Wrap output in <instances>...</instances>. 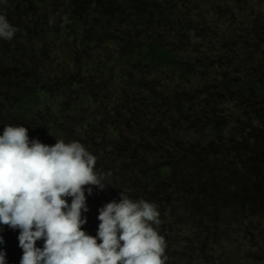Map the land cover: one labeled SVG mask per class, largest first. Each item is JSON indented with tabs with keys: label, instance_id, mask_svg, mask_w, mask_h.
I'll return each instance as SVG.
<instances>
[{
	"label": "rangeland",
	"instance_id": "374dc122",
	"mask_svg": "<svg viewBox=\"0 0 264 264\" xmlns=\"http://www.w3.org/2000/svg\"><path fill=\"white\" fill-rule=\"evenodd\" d=\"M0 14L18 29L11 40L0 38V135L5 126L15 122L14 117L18 118L10 109L18 91L35 81L41 82L46 71L51 74L47 86L66 88L63 106L56 107L55 113L66 112L72 105L81 106L73 118L75 123L86 121L88 113L93 119L80 131L71 130L64 135L58 134L55 126L43 122L36 125L30 118L18 122V126L28 129L30 140H39L47 146H54L60 140L75 141L92 154L91 147L98 139L95 130L103 126L107 129L94 112L107 96L117 98L114 105L119 109L118 125L132 128L138 118H131L133 115L139 116V122L148 127L154 128L159 123V131L154 134L163 142L166 138L160 134L166 133L168 127L176 140L197 149L219 148L221 135L235 142L247 136V130H235L233 120L222 127L220 134L216 133L211 124L205 123L207 116L202 113L209 108V116L217 118L222 108L229 114L237 106L234 101H222L231 100L233 90L216 87L220 72L215 64H209L223 54L222 33L232 36L236 29L242 31L255 25L261 30L264 27V0H7V3L0 2ZM145 41L174 48L210 68L191 70L192 75L175 78L174 89L166 96L161 82H143L142 76L124 65L134 43ZM128 78L138 80V86L132 88L125 84ZM143 83L152 85L161 94L159 122H151L155 103L149 102L152 91H145L141 87ZM86 93L95 102L86 100ZM167 112L171 114H164ZM228 114L221 112L223 117ZM249 215L244 210L232 211L228 217L217 216L202 227L201 231L208 229L209 235L187 227L177 228L161 219L159 225L153 227L166 242L165 264H186V260H181L180 251L196 255L199 258L196 264H264V233L254 228L255 225L264 228V214L253 215L251 220ZM0 235L4 239L0 251L6 253V264H20L23 250L19 247V230L0 225ZM201 241L208 242L207 249L201 245V249L195 251L194 246ZM36 246L42 248L43 240L37 241Z\"/></svg>",
	"mask_w": 264,
	"mask_h": 264
},
{
	"label": "trees",
	"instance_id": "16d2710c",
	"mask_svg": "<svg viewBox=\"0 0 264 264\" xmlns=\"http://www.w3.org/2000/svg\"><path fill=\"white\" fill-rule=\"evenodd\" d=\"M251 28L249 26L242 31L236 29L232 36L222 33L223 54L209 64H215L220 72L221 79L216 87L233 90L231 100H221L234 101L237 106L229 114L222 108L217 118L209 116V108L202 113L204 117L207 116L205 123L211 124L216 133L220 134L222 127L228 126L229 120H233L235 130L238 128L236 131L247 130V136L238 142L221 135L219 148L197 149L176 140L169 127L166 133L160 134L166 138L163 142L155 135L159 131V123L154 128L148 127L139 122V116L133 115L131 118H138L132 128L121 123L118 125L116 118L119 109L114 105L117 98L105 97L103 105L94 113L102 118L107 129H103V126L95 130L98 139L91 147L92 155L96 157L94 170L102 177L103 189L93 186L90 196L85 189L88 211L83 213L87 223L82 230L95 237L100 223L99 209L109 202H119L121 192L133 201L154 203L160 213L159 220H167L169 225L177 228H190L199 234L209 235L208 229L201 231L202 227L217 216L228 217L232 211L245 210L246 214H250L247 216L250 220L253 215L264 214V27L259 30L254 25ZM124 65L136 72L137 76H142L140 80L143 82H161L166 96L172 93L175 78L190 76L191 70L210 68L203 61L187 58L182 52L156 41L134 43L126 54ZM49 81L51 74L44 71L41 82L35 81L30 87L18 91L17 100L10 108L18 118L14 117L15 122L9 125L18 126L22 118H30L36 125L41 122L51 124L58 134L64 135L71 130L80 131L93 120L88 113L86 121L75 123L73 118L82 109L81 106L67 107L69 114L65 111L55 113L56 107L63 106L66 88H51L46 85ZM124 83L132 88L138 86V80L133 78L124 80ZM145 84H141V87L145 91H152L149 93L152 101L149 102L155 103L152 108L154 115H150L151 122H159L157 119L160 118L162 103L158 99L161 94L152 85ZM71 86L78 89L76 84ZM84 98L89 101L94 99L87 93ZM90 104L93 105L92 102ZM221 112L228 115L223 117ZM164 114L168 116L171 112ZM165 117H162L163 120ZM215 122L219 125L216 126ZM70 123L73 124L72 129ZM68 203H71V198H68ZM254 228L258 233H264L261 225ZM201 242L194 246L195 251L201 249V245L207 249L208 242ZM180 253L181 260H186V264L199 262L196 255Z\"/></svg>",
	"mask_w": 264,
	"mask_h": 264
},
{
	"label": "clouds",
	"instance_id": "9594fccd",
	"mask_svg": "<svg viewBox=\"0 0 264 264\" xmlns=\"http://www.w3.org/2000/svg\"><path fill=\"white\" fill-rule=\"evenodd\" d=\"M17 31L0 14V38L11 40ZM95 164L96 157L79 142L47 146L30 140L26 127H4L0 225L19 230L20 264H165L166 242L153 227L160 223L154 203L133 201L121 192L119 202L99 209L95 237L82 230L85 189L89 196L93 186L103 189ZM40 240L42 248L36 246ZM5 257L0 251V264H6Z\"/></svg>",
	"mask_w": 264,
	"mask_h": 264
}]
</instances>
